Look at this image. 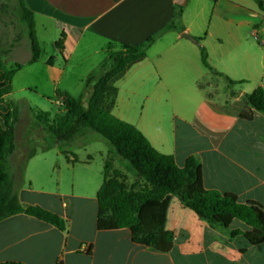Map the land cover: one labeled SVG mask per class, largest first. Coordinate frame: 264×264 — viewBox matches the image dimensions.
I'll return each instance as SVG.
<instances>
[{
  "label": "crops",
  "instance_id": "obj_1",
  "mask_svg": "<svg viewBox=\"0 0 264 264\" xmlns=\"http://www.w3.org/2000/svg\"><path fill=\"white\" fill-rule=\"evenodd\" d=\"M21 1L33 12L35 31L38 25H51L60 38L64 33L60 51L66 61L82 40H88L89 47L95 46L96 54L103 52L105 57L93 68L98 72L107 62L111 43H143L172 20L178 5L177 0H16L13 9H20ZM210 1L212 16L199 24L190 20L187 0L176 28L159 35L147 56L115 81L117 100L123 88L116 82L127 80L124 94L130 100L141 97L148 103L153 121L161 114L169 118V137L161 134L156 123L134 126L157 150L173 155L179 167L189 156L198 159L200 178L191 186V194L200 190L233 194L239 203L255 207L264 221V114L244 99L257 87H264V45L257 44L258 37L264 41V11L251 0ZM7 8L9 5L0 1V42L3 39L11 45L12 55L20 40L12 33ZM189 35L203 38L201 44L207 50L209 64L235 84L203 65L200 48ZM0 56L8 67L6 56ZM46 65L53 70L55 60ZM55 80L58 82L60 77ZM9 94L4 96L6 101ZM145 131H151L150 136ZM40 136L42 141L55 137L49 131H41ZM26 145L20 150L23 154L17 155L16 144L9 164L23 158V168L28 169L52 151L55 160L51 166L75 170L77 164L84 169L91 164L61 160L63 150L58 139L41 153H27ZM9 173L13 183L14 174ZM101 185L97 181L91 190L72 193L35 189L32 183L30 187L15 186L22 204L38 205L60 215L68 221V229L61 231L24 213L2 219L0 263L264 264V239L257 229L228 216H217L212 226L174 194L143 206L142 234L154 233L157 241L151 245L137 242L129 228H116L111 216L99 221L97 192ZM146 222L150 223L148 227ZM234 230L244 233L231 239ZM168 232L173 233L170 240L166 238Z\"/></svg>",
  "mask_w": 264,
  "mask_h": 264
},
{
  "label": "trees",
  "instance_id": "obj_2",
  "mask_svg": "<svg viewBox=\"0 0 264 264\" xmlns=\"http://www.w3.org/2000/svg\"><path fill=\"white\" fill-rule=\"evenodd\" d=\"M254 1L264 11V1ZM20 12L28 28L32 51L28 63L35 64L41 57L42 47L35 35L33 12L28 10L22 1ZM182 13L183 6L177 5L172 20L143 43L136 45L111 43L110 47L117 48H110L107 62L100 72L87 80L85 92L79 98L66 91L59 92L64 113L52 117L50 112L37 109L36 120L46 126L59 141L72 138L81 132L80 129L88 128L95 131L110 143L119 158L140 177L142 183L129 184L126 175L114 169L110 161H106L104 180L97 192L99 221L111 216L114 226L129 228L135 241L145 245L157 241L154 233L142 234L140 213L145 204L160 202L169 194L176 195L186 207L212 226L215 225L217 216L237 218L257 229L264 239V221L255 207L239 203L235 195H223L217 190H200L191 194V186L200 178V163L195 156H189L184 166L179 167L173 155L157 150L141 130L113 114L118 94L115 81L132 65L147 56V50L159 35L170 28H176L181 21ZM189 37L198 44L203 65L214 74L222 76L229 84H235V81L216 71L209 64L207 50L201 44L203 38L191 35ZM63 42L64 33L55 42V46L61 50ZM52 61L53 59L50 58L47 64L52 65ZM22 68L23 65L20 63L7 68L0 56V220L24 213L50 223L61 231H66L68 221L60 215L38 205L22 204L18 190L11 181L8 162L16 150L15 122L18 119V112L11 108L4 96L10 93L13 79ZM244 99L264 114V87H257L250 94H246ZM66 158L69 162L77 161L67 154ZM243 233L241 230L231 231L230 238L233 239ZM172 236V232L166 234L169 240ZM0 264L22 263L1 262Z\"/></svg>",
  "mask_w": 264,
  "mask_h": 264
},
{
  "label": "rangeland",
  "instance_id": "obj_3",
  "mask_svg": "<svg viewBox=\"0 0 264 264\" xmlns=\"http://www.w3.org/2000/svg\"><path fill=\"white\" fill-rule=\"evenodd\" d=\"M0 1H4L9 5L7 11L12 22V33L17 35V39L20 40L11 55L10 52L13 48L9 47L11 45L7 46L3 39H1L0 53L6 56L7 68L14 67L16 63L23 65V68L14 77L11 91L6 101L10 104L11 108L16 109L18 112V119L15 122V134L17 133L15 141L19 149L17 155L22 153L20 150L23 151V145L25 144L29 148L27 153L34 151L41 153V150L45 146L53 145L56 139L49 136L47 140H40L41 131L47 132L49 130L36 120L35 112L37 109L48 111L52 117L63 114L64 109L61 106L58 93L66 91L74 97L79 98L86 90L87 80L97 74L98 70L95 71L93 68L105 57V54L103 52L96 54L95 46L89 47V41L82 40L78 49L66 61L61 51L55 46V42L60 38L57 30L52 28L51 25L45 28L38 25L35 35L42 47V54L37 63L30 65L28 61L32 56V51L28 37V28L26 22L21 17L20 9L17 7L13 9V6L17 2L16 0ZM251 1L254 5H257L254 0ZM188 9L191 13L190 20H194V22L199 24L203 19H208L212 16L210 0H189ZM1 19L0 29L3 26ZM258 38L257 44L264 45L262 38ZM11 44L13 43L11 42ZM83 46H87L86 49ZM97 46L99 47V44ZM112 47L109 45L107 48L108 55ZM113 48L116 49L117 47ZM50 58L55 60V68L53 70L46 65ZM62 70L63 72L61 73ZM56 77H60L58 82L55 80ZM126 81L120 80L116 82V86L119 85L123 89L116 102L113 114L118 118L124 116L125 119L123 120L132 125L139 124L143 126L145 123H156L155 125H160L161 127V134L166 135V137L171 136L172 131L169 125V118L161 114L159 118H154L153 121L149 117L148 103L142 101L141 97H135L133 100H130L128 95L124 94ZM223 85L222 83L220 85V89L222 90L221 95L224 92ZM247 88L250 89L251 85ZM79 131L81 132L72 138L59 141L61 150H63V154L60 156L63 161L64 159L68 161L66 154L71 159L76 158L77 161L74 163L90 161L91 164L87 169H84L80 164L75 166V170H72V168L65 169L59 165L51 166L55 160V152L53 151L46 154L45 159L41 158V163H31L28 169H24V175L23 158L19 160L20 163L17 162L18 159L16 161L12 160L10 164L8 162V168L10 167V172L14 174L13 186L19 185L20 188L23 186L30 187V183H32V187L35 189L60 190L68 193L91 190L97 184V181L98 185L102 183L106 161H110L114 169L126 175L129 184L142 183L140 177L125 161L119 158L114 148L106 139L88 128L80 129ZM145 132L150 136L151 131ZM40 155L44 157L42 154ZM191 191H193L192 187ZM148 225L150 223L146 222L147 227Z\"/></svg>",
  "mask_w": 264,
  "mask_h": 264
},
{
  "label": "water",
  "instance_id": "obj_4",
  "mask_svg": "<svg viewBox=\"0 0 264 264\" xmlns=\"http://www.w3.org/2000/svg\"><path fill=\"white\" fill-rule=\"evenodd\" d=\"M177 4L180 6H185L187 4V0H177ZM188 34V31H185Z\"/></svg>",
  "mask_w": 264,
  "mask_h": 264
}]
</instances>
